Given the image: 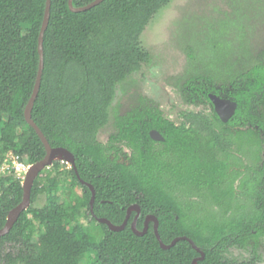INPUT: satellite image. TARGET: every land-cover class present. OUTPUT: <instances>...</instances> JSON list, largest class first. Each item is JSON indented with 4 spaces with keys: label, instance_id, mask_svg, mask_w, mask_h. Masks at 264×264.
Here are the masks:
<instances>
[{
    "label": "trees",
    "instance_id": "trees-1",
    "mask_svg": "<svg viewBox=\"0 0 264 264\" xmlns=\"http://www.w3.org/2000/svg\"><path fill=\"white\" fill-rule=\"evenodd\" d=\"M96 0H74L75 8ZM172 0H106L73 13L69 0H51L44 40V71L32 120L53 149L75 158L72 186L84 194L75 204L59 203L39 178L31 206L9 234L0 238V264H261L256 245L251 258L229 259L232 248L245 249L264 238V63L216 90L212 81L189 94L192 105L211 103L210 95L237 104L223 123L211 115L189 113L176 126L161 110L146 105L117 124L108 144L97 136L110 120L116 87L150 61L140 37ZM47 0H0V165L9 154L32 166L44 160L46 148L27 123L25 112L40 68L39 40ZM213 106V105H212ZM164 142L157 143L151 132ZM121 145L132 152L129 165L120 163ZM239 154V156H236ZM248 158L250 166L242 162ZM55 169L60 162L53 163ZM122 227L127 211L138 206L125 229L98 223L91 213ZM23 180L14 172L0 178V230L23 201ZM238 184V185H237ZM46 205L33 208L41 193ZM182 197L192 200L184 202ZM196 199L210 202L203 208ZM87 208L99 234L80 223ZM148 216L158 220L163 248Z\"/></svg>",
    "mask_w": 264,
    "mask_h": 264
},
{
    "label": "rangeland",
    "instance_id": "rangeland-1",
    "mask_svg": "<svg viewBox=\"0 0 264 264\" xmlns=\"http://www.w3.org/2000/svg\"><path fill=\"white\" fill-rule=\"evenodd\" d=\"M139 40L150 61L117 85L109 123L97 136L101 144H108L121 118L143 110L146 105L158 108L176 125L185 123L184 115L189 113L211 115L215 111L212 102L213 106H196L187 97L206 80L212 81L216 90L223 91L222 87H229L238 75L264 63V0H172ZM120 150V158L130 161L128 147L121 145ZM241 158L244 164L251 165L248 158ZM59 162V168L52 165L45 169L34 184L41 178L39 185L49 191L50 179L57 178L50 194L57 196L59 203L75 204L84 192L72 186V165ZM10 174L3 170L2 163L0 178ZM26 175L21 174L23 181ZM182 198L186 203L192 201ZM47 200L48 193H41L33 208H43ZM195 202L211 209L210 202L201 199ZM86 214L87 208L79 218L80 223L99 234L97 224L90 223ZM256 245L264 264V238L251 242L245 249H230L227 257L240 262L248 260Z\"/></svg>",
    "mask_w": 264,
    "mask_h": 264
},
{
    "label": "water",
    "instance_id": "water-1",
    "mask_svg": "<svg viewBox=\"0 0 264 264\" xmlns=\"http://www.w3.org/2000/svg\"><path fill=\"white\" fill-rule=\"evenodd\" d=\"M73 1L74 0H69V8H70V10L73 13H82V12H86V11H89V10L95 8L96 6H98V5L102 4L103 2H105L106 0H96V1L92 2L91 4H89V5L85 6V7H82V8H75L74 5H73ZM51 6H52L51 0H47V6H46L44 22H43L42 29H41V32H40V36L38 37V40H39V54H40V68H39L38 77H37V81H36V85H35V88H34V92H33L32 98H31V100H30V102H29V104L27 106L26 112H25V118H26L27 123L35 130V132L37 133V135L41 139L42 143L44 144V146L46 148L47 154L44 157V160L38 162L37 164L29 166V170H28V173L26 175V179H25V181L22 184L23 190H24L23 201L17 208H15L9 214L6 226L2 230H0V238L4 237V236H6L7 234L10 233V231L14 227L15 223L18 221V219L21 216V214L24 211H26L31 206V191H32L34 182L38 178V176H39V174L41 172H43L45 169H47L50 166H52L54 162L60 161V160H57L55 158V156H56V154L58 152H61L64 155L63 156L64 159L61 160V161H67V163L71 164L72 167L74 168L78 178H80L79 175H78L77 169H76L75 158H73V155L70 152H68L67 150H64V149H53L50 146V144H49L48 140L46 139L45 135L43 134V132L38 128L36 123L32 120V115H31L33 107H34V104H35V101L38 98V94H39L40 87H41L42 75H43V71H44V47H43L44 40H43V37H45V33H46L47 29H48V25H49V21H50V14H51ZM210 100L213 103L214 108H215V112L218 115V117L220 118V120L223 123L229 122V120L234 116V114L236 112L237 104L235 102L231 101V100L222 99V98H220L218 96H215V95H210ZM151 137L155 141L163 140L162 136L156 131L151 132ZM81 183L83 185L88 186L90 188V190L92 191V195L93 196H92V199H91V202H90L91 213H92L93 217L97 219V217L94 214V204H95V197H96L95 191L90 185L84 183L83 181H81ZM133 212H137L138 215H139V213H140L139 207L138 206H133V207L128 209L126 220H125L124 224L122 225V227L114 226L107 219H97V221L100 224L108 225L112 230H115V231L121 230L122 231V229H125L127 227L128 222H129L130 217H131ZM137 219H138V216L136 217V219L134 220V222L131 225L132 230L135 233L139 234V235H143V233L139 232L137 230V228H136ZM150 219H153V220H150ZM150 221H153L154 224H155V226H154L155 234H156V237L159 240V242H160V244H161V246L163 248L173 247V246L176 245L177 242H179L181 240H185V241H188L196 250H198L200 252V250L198 249L196 244L191 239H188V238H185V237L176 239L171 244V246L164 245L162 240L160 239V235H159V231H158L159 223H158V220L155 217L147 218L146 224H145L144 233L147 232L148 225H149Z\"/></svg>",
    "mask_w": 264,
    "mask_h": 264
},
{
    "label": "built area",
    "instance_id": "built-area-1",
    "mask_svg": "<svg viewBox=\"0 0 264 264\" xmlns=\"http://www.w3.org/2000/svg\"><path fill=\"white\" fill-rule=\"evenodd\" d=\"M5 158L6 159L3 164V170L5 172L6 171L14 172L15 174H17L18 178H20L21 180L22 179L24 180L21 174L26 175V173H28L29 166H26L23 163H21L19 158L13 154H9Z\"/></svg>",
    "mask_w": 264,
    "mask_h": 264
},
{
    "label": "flooded vegetation",
    "instance_id": "flooded-vegetation-1",
    "mask_svg": "<svg viewBox=\"0 0 264 264\" xmlns=\"http://www.w3.org/2000/svg\"><path fill=\"white\" fill-rule=\"evenodd\" d=\"M162 112V111H161ZM165 117V116H164ZM185 120V119H184ZM174 123V122H173ZM175 124V123H174ZM183 124H187V126H188V123H186V121H185V123H183ZM176 125V124H175ZM182 125V124H181ZM181 125H176V126H181ZM153 132V131H152ZM163 138V137H162ZM155 142H157V143H160V142H164V139L163 140H160V141H155ZM129 149V148H128ZM130 150V149H129ZM128 153H130V155H128V157L130 158V156L132 155V152H131V150H130V152H128ZM236 156H239V154H236ZM119 158H120V156H119ZM119 162L120 163H124V164H127V165H129V163H130V161H128V162H124V160H122V158H120L119 159ZM134 213H136V216H135V218H134V220L136 219V217L138 216V218H139V215H140V213H139V215H138V213L137 212H133L132 213V215H131V217L133 216V214ZM93 216V215H92ZM96 216V215H95ZM131 217H130V220H131ZM149 217H151V216H148L147 218H149ZM94 218V217H93ZM147 218H146V220H147ZM129 220V221H130ZM134 220H133V222H134ZM146 220H145V224H146ZM150 220H153V219H150ZM137 221H138V219H137ZM132 222V223H133ZM151 223H154L153 221H150L149 222V225L151 224ZM128 224H129V222H128ZM132 225V224H131ZM149 225H148V228H149Z\"/></svg>",
    "mask_w": 264,
    "mask_h": 264
},
{
    "label": "bare ground",
    "instance_id": "bare-ground-1",
    "mask_svg": "<svg viewBox=\"0 0 264 264\" xmlns=\"http://www.w3.org/2000/svg\"><path fill=\"white\" fill-rule=\"evenodd\" d=\"M63 153H61V152H58L57 154H56V156H55V158L57 159V160H63L64 158H63Z\"/></svg>",
    "mask_w": 264,
    "mask_h": 264
}]
</instances>
